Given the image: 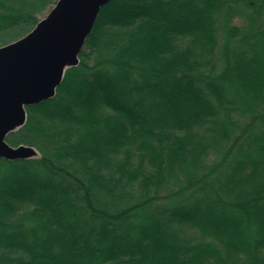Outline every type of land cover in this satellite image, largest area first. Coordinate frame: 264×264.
Here are the masks:
<instances>
[{
	"label": "trees",
	"instance_id": "1",
	"mask_svg": "<svg viewBox=\"0 0 264 264\" xmlns=\"http://www.w3.org/2000/svg\"><path fill=\"white\" fill-rule=\"evenodd\" d=\"M78 58L6 136L0 264H264V0H110Z\"/></svg>",
	"mask_w": 264,
	"mask_h": 264
},
{
	"label": "water",
	"instance_id": "2",
	"mask_svg": "<svg viewBox=\"0 0 264 264\" xmlns=\"http://www.w3.org/2000/svg\"><path fill=\"white\" fill-rule=\"evenodd\" d=\"M109 1L56 0L27 33L0 45V157L38 155L34 146H13L6 136L25 123L27 106L55 95L65 70L78 64L97 14Z\"/></svg>",
	"mask_w": 264,
	"mask_h": 264
},
{
	"label": "rangeland",
	"instance_id": "3",
	"mask_svg": "<svg viewBox=\"0 0 264 264\" xmlns=\"http://www.w3.org/2000/svg\"><path fill=\"white\" fill-rule=\"evenodd\" d=\"M39 154V153H38ZM38 156V155H37ZM36 157V156H35Z\"/></svg>",
	"mask_w": 264,
	"mask_h": 264
}]
</instances>
